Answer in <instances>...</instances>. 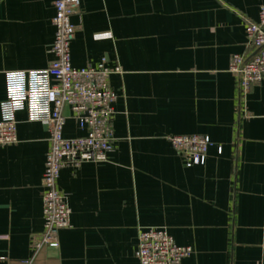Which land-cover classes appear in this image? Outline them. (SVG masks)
I'll return each instance as SVG.
<instances>
[{
	"label": "crops",
	"instance_id": "1",
	"mask_svg": "<svg viewBox=\"0 0 264 264\" xmlns=\"http://www.w3.org/2000/svg\"><path fill=\"white\" fill-rule=\"evenodd\" d=\"M54 0H0V103L5 73L53 59ZM264 0H80L70 61L106 65L116 93L104 161L62 167L70 207L58 246L43 231L49 133L16 113L17 142L0 145V264H139L138 232L165 230L193 252L182 264H264V81L241 93L230 56L249 53L245 26ZM62 135H85L68 108ZM174 134L213 144L199 164Z\"/></svg>",
	"mask_w": 264,
	"mask_h": 264
},
{
	"label": "built area",
	"instance_id": "2",
	"mask_svg": "<svg viewBox=\"0 0 264 264\" xmlns=\"http://www.w3.org/2000/svg\"><path fill=\"white\" fill-rule=\"evenodd\" d=\"M53 59L42 69L5 73L6 97L0 103V145L17 142L16 113L25 110L28 119L39 121L49 133V149L41 178L43 231L34 242V251L43 246L57 247L58 233L70 225V207L57 188L62 167L78 168L86 161H104L112 149V115L116 93L108 77L119 67L109 68L104 60L96 65L76 68L70 61V43L76 26L71 16L80 12V0H54ZM249 53L230 56L228 71L236 78L239 91L246 92L253 83L264 81V3L258 20L245 26ZM68 108L85 135H62ZM173 150L187 164H199L213 144L204 134H174L167 137ZM193 252L190 245H177L161 228L138 232L135 256L139 264H182Z\"/></svg>",
	"mask_w": 264,
	"mask_h": 264
}]
</instances>
